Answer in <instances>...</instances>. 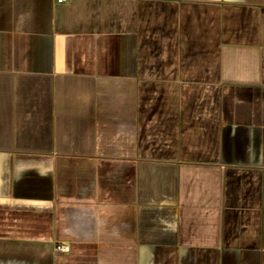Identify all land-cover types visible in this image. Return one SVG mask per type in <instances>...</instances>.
Masks as SVG:
<instances>
[{"label": "crops", "instance_id": "obj_1", "mask_svg": "<svg viewBox=\"0 0 264 264\" xmlns=\"http://www.w3.org/2000/svg\"><path fill=\"white\" fill-rule=\"evenodd\" d=\"M0 264H264V0H0Z\"/></svg>", "mask_w": 264, "mask_h": 264}, {"label": "built area", "instance_id": "obj_2", "mask_svg": "<svg viewBox=\"0 0 264 264\" xmlns=\"http://www.w3.org/2000/svg\"><path fill=\"white\" fill-rule=\"evenodd\" d=\"M61 1V0H60ZM55 249L58 250V251H62V252H65L68 250V246L65 245L64 243H59L55 246Z\"/></svg>", "mask_w": 264, "mask_h": 264}]
</instances>
